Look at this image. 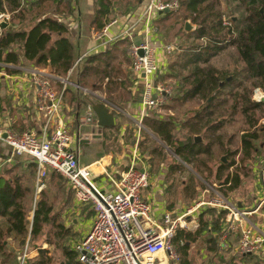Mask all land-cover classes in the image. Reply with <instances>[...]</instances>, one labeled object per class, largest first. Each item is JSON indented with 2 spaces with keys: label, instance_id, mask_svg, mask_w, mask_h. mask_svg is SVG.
Instances as JSON below:
<instances>
[{
  "label": "trees",
  "instance_id": "1",
  "mask_svg": "<svg viewBox=\"0 0 264 264\" xmlns=\"http://www.w3.org/2000/svg\"><path fill=\"white\" fill-rule=\"evenodd\" d=\"M47 1L49 0H40L34 13L44 16L48 5L41 6L40 3ZM73 1L61 0L64 2V9L68 14L71 13ZM175 1L179 5L178 10L176 12L167 11L160 15V20L155 24L157 32H159L158 27H164L166 31L171 30L172 32L175 27L179 26V23L185 25L187 21L195 26V30L185 33L178 45V61L167 65L162 79L175 78L177 80L171 104L183 106L186 103L198 101L204 105L190 110L189 116L179 129L173 119L163 120L154 114L144 118L143 124L179 159L180 162L175 161L169 165L170 174L183 175V164L191 165L194 172L199 174L205 182L212 184L209 180L213 177L212 180L221 186L220 192L228 197L230 193L238 189L241 178L237 172L226 173L235 164L232 157L236 152L229 149L232 136H229L226 143L223 144L222 132L233 122L234 116L237 114L241 115L246 120V124L252 128L258 121L256 113L264 110V101L252 99L254 90L264 93V0ZM119 2L99 0L92 22L95 32H101L115 21L114 13L117 5L120 6ZM128 3L124 6L125 11L133 10L135 5L131 4V1ZM223 3L229 9V6H233L240 12L238 20L228 16L227 21L223 20L226 17L225 11H221ZM120 8L121 14V11L124 10L121 6ZM19 9V0H0V12L4 14L7 11L11 14V19L15 16L14 12ZM19 14L22 12L19 11ZM179 16L181 18H178ZM173 19L176 22L170 23ZM226 22L228 25L225 24ZM66 34V26L49 16L40 18L39 22L28 32H8L6 30L0 34V66L18 63L19 55L12 51L11 46L20 44L19 48L23 52V59L42 68H45L49 61L60 77H66L68 72L72 68L74 69L78 58L75 48L66 38ZM53 36H56V39L52 43ZM129 46L130 43H126L120 53L125 60V50ZM114 47L109 46L107 52L90 54L82 59L83 68L78 80L76 79L78 86L101 90L102 81L107 80L108 84L112 86L120 84L122 88L124 87V83L119 77L123 74L114 63L115 53H118ZM230 50L234 52L231 53L234 54L233 59H235L233 69L219 70L215 68L212 60ZM239 63L241 67L238 66ZM55 83L57 90L54 91L59 93L63 84L57 81ZM92 84L95 89L92 88ZM78 93L80 92L77 91ZM75 95L76 90L67 85L64 97L69 101L78 102ZM81 102L80 104H82ZM168 108H173V106L170 105ZM183 130L182 135H176V132ZM263 130L246 131L242 135V164L246 160L252 159L253 153L257 149L254 142L259 139V133H264ZM196 136L202 137L205 143H195L194 137ZM147 143L148 141L142 142L144 147L142 153L148 154L150 158L162 155L161 151L164 149L158 150V146ZM217 149L221 151L220 154L224 155L227 163L219 159L216 170L213 172L211 162ZM32 166L35 172L36 167ZM48 176L51 179H63L54 172H49ZM187 178L189 185L185 187L186 191L190 195L192 192L193 195L197 187L194 185L195 175H189ZM21 191L22 187L18 180L12 183L0 179V218L4 221L0 225V238L3 235L13 236L22 248L28 234H30V242L42 239L45 226L51 225L53 230L46 234L45 240L60 252V260L56 262L54 255L51 256L47 250L37 248V256L30 264H80L77 260V253L68 244L72 234L62 226L61 222L58 223L45 195H42L35 205L31 230L28 231L29 225ZM207 213L214 216L211 210H208ZM214 217L212 233L221 234L219 227L221 214L217 212ZM208 226V221H204L203 215H201L198 219V228L195 231L180 230L176 233L173 244L181 258L185 259L191 245L196 244L206 234L209 236L206 241L208 252L218 262L221 264H242L243 257L232 258L228 262L224 261V255L222 252L221 254L218 252V245L213 235L210 234L211 232H208ZM9 258L11 259V255H5L4 248L0 244V264H15V261L12 259L10 261Z\"/></svg>",
  "mask_w": 264,
  "mask_h": 264
},
{
  "label": "crops",
  "instance_id": "2",
  "mask_svg": "<svg viewBox=\"0 0 264 264\" xmlns=\"http://www.w3.org/2000/svg\"><path fill=\"white\" fill-rule=\"evenodd\" d=\"M39 1L40 0H19L21 10L19 9L14 12L15 16L12 19L10 18L11 14L7 11L2 14V22L5 23V27L0 29V34L6 30L8 32H28L39 22L40 18L49 16L66 26V38L74 46L78 58L86 53L98 54L107 52L109 46H115L114 48L118 53H115L116 60L114 63L117 64L123 74L119 77L124 83V87L122 88L120 84L112 86L108 84L107 80L102 81L101 90H92L90 87H80L76 82L83 68V61L76 65L77 58L74 69L72 68L66 77H60L52 66L51 72L48 71L50 65L49 61L45 68L36 67L33 63L23 59V52L19 48L20 44H13L11 49L13 52L18 53V63L0 66L1 129L16 134L32 132L39 135L42 128V118L40 113L36 110L37 87L35 85L34 76L41 74L46 75L50 80L53 90H57L56 81L63 84L62 80L67 79L68 87H73L76 90L75 98L78 99V102L69 101L68 98L64 97L63 106L58 115L62 124L70 131L72 136V148L77 153L80 166L89 168L95 184L100 189L114 191V183L106 177V174L113 177L114 181H117L120 174L126 171L131 164L133 150L137 148L138 155L141 159L139 165L149 176L148 187L143 191L142 197L151 207L152 219L159 221L166 212L173 215L185 212L189 209L187 206L192 204L198 197L199 189L196 187L193 195L192 192L191 195L188 194L189 192L186 191L185 188L189 185L187 180H180V185L174 188L171 186L173 185L171 183L177 181L180 175L177 173L170 174L169 169L166 170V174L163 176L150 174L152 170L149 161L152 158H150L148 154L141 152L143 148V146L141 147L139 144L141 131L139 128H135V125H137L139 121L143 123L144 118L150 117L151 115L149 113L150 111L145 115L142 114L141 94L143 85L142 81L131 72L128 48L125 50L126 60L123 59L120 54L121 50L125 48L124 46L126 43L132 45L148 41L158 53L159 66L162 68L165 67L164 70L157 74L156 81L159 82V80H161L160 75L162 76V74L166 72V60L168 55L165 54L164 48L168 46L169 43L163 39L165 37L164 33H162V35L153 33L147 36L144 23L141 19L143 10L151 0H139V2H136V0H113L114 2L120 1L118 4H120L124 11H121L120 14L121 8L117 5L114 13L115 23L107 29L105 40L104 42L101 41L100 45H97L99 40L96 39V34L98 32H95L92 27L99 0H74L70 14L64 9V2H61V0L58 2L56 0H49L45 3H40L41 6L48 5V10L44 16L34 13L37 9L36 7L39 5ZM129 1H131V4L135 5V8L130 11H125L126 9L124 6L125 4H129ZM19 11H21L22 14H19ZM159 17L160 15L153 19L152 25L156 26V22L160 20ZM132 26L130 37L122 38V32ZM175 32H180L179 26L175 27L171 33L175 34ZM113 38L117 39L112 40ZM55 39L56 36H53L52 43ZM92 88L95 89L93 84ZM109 88H111V90H109ZM77 91L80 93L77 94ZM169 100L170 97L167 96L165 101L168 103ZM89 101L103 103L110 109L114 115V126L112 128H99L98 126L95 127L93 124L86 122ZM80 102L82 104H80ZM196 137L202 138L200 136ZM199 143H202V140ZM221 159L222 157L220 160ZM32 165L35 164L26 156H12L7 145L0 141V179L12 183L18 180L20 183L29 232L31 230V223L36 205L35 201L38 199L34 190L35 172ZM183 165L185 166L186 164ZM207 184L208 189H204L205 191L202 192L201 196H203V194H209V192L211 193V187L214 185L221 189L219 185ZM57 194L58 200H54V203L59 205V207L58 210L56 209L57 211H55V206L51 205L52 212L58 223L61 222L62 226L72 234L68 242L72 249L75 243L80 241L89 231L94 219V212L90 206L77 203L69 188L66 191H58ZM192 196L193 198H191ZM225 199L228 201L230 200L229 196L225 197ZM259 199V184L256 182L255 190L253 192L251 191L248 197L238 200L236 207L242 211L254 210L257 207ZM251 203L253 206L248 208ZM208 210L213 211L214 216H216L217 212L221 214V219L219 220L221 234L212 233V223L215 217L207 213ZM263 212L264 209H260L259 212L250 216L248 219L249 225L257 230H262L264 226V219L262 218ZM201 215H203L204 221H208V232H211L209 233L213 235L216 244L219 245V237L224 233L226 227L223 221L225 212L223 213V211H219L210 206L200 207L198 213L193 215L192 221L194 222L190 223V229L188 231H195L198 228V219ZM3 223V219L0 218V225ZM45 228L48 232H52L53 230L51 225H47ZM45 236L44 234L42 239L40 238L30 242V234H28L26 243L21 248L18 241L13 236L3 235L0 238V244L4 248V254H10L15 264L19 263V256L26 245H28L29 248L33 247L29 250L30 253L32 252L31 256H33L34 259L38 252V249L35 248L47 250L49 255H52L49 249L54 248L53 253L55 255L56 253L60 254V252L55 249L54 245L48 244L45 240ZM226 243L229 248L223 251L226 252L225 254L223 253L225 262L230 261L232 258L243 257L244 261L242 264H264V245L255 254L240 255L237 253V233H228L226 236ZM203 244L204 248L200 249L201 254H193V248L191 247L185 259L180 256L179 264H221L208 252L206 241H203ZM11 259L9 258L10 261ZM152 264L171 263L166 255L160 254L152 260Z\"/></svg>",
  "mask_w": 264,
  "mask_h": 264
},
{
  "label": "built area",
  "instance_id": "3",
  "mask_svg": "<svg viewBox=\"0 0 264 264\" xmlns=\"http://www.w3.org/2000/svg\"><path fill=\"white\" fill-rule=\"evenodd\" d=\"M178 8L175 0H151L143 10L141 18L146 35L157 34L156 27L152 25L153 19L167 11L176 12ZM1 23L2 18L0 25ZM114 23L115 21L98 32L96 39L104 42L107 29ZM132 28L133 26L125 29L122 38L130 37ZM171 50L170 46L164 48L166 55ZM87 55L90 53L79 57L76 65ZM128 57L132 74L142 81L141 107L142 114L145 115L148 111L163 106L169 94L168 90L156 81L157 74L165 67L159 66L158 53L148 41L130 45ZM142 74L144 78H141ZM34 81L37 87L36 110L42 118L41 133L16 134L3 131L0 127V141L7 145L12 156H26L35 164L36 194L44 188L48 173L54 172L65 180L77 203L92 208L94 219L91 227L73 246L80 264H152V260L160 254L166 255L171 264H179L180 255L173 240L178 231L190 229V223L194 222L193 215L203 206L220 208L219 211L225 212L223 221L226 227L219 237L218 245L220 253L229 248L226 243L228 233L238 234L237 253L240 255L255 254L264 245V226L262 230H257L250 226L248 221L250 216L264 209V165L258 168L260 199L256 209L239 210L225 199L219 187L212 186L211 192L215 199L211 202H198L196 207L177 215L166 212L159 221H155L151 216L150 205L142 197L143 191L148 187L149 176L139 165L141 159L137 148L133 150L131 164L120 174L117 181L106 174L114 183L115 190L100 189L95 184L89 168L80 166L77 153L72 148L70 131L62 124L58 115L63 106L67 79L62 80L63 88L59 93L52 89L46 75H35ZM259 92L261 93L254 90V101H264L258 97ZM86 122L97 126L90 107L87 109ZM137 125L142 128L141 121L137 122ZM3 134L6 135L5 138L2 137ZM262 218L264 219V212ZM29 252L26 245L19 256L18 264H27Z\"/></svg>",
  "mask_w": 264,
  "mask_h": 264
},
{
  "label": "rangeland",
  "instance_id": "4",
  "mask_svg": "<svg viewBox=\"0 0 264 264\" xmlns=\"http://www.w3.org/2000/svg\"><path fill=\"white\" fill-rule=\"evenodd\" d=\"M229 7H230V9L228 7H226V5L224 3L221 6V11H223V12L225 11L224 13L226 16L223 18V20L227 21L226 20L227 16L229 18H233V19L235 18L238 20L239 16H240V12L235 10L233 6H229ZM178 18H181V17L179 16ZM174 22H176L175 19H173L172 22H170V23H174ZM187 22H189V21H187ZM193 27H195V26H193ZM179 28H180V32H178V33L175 32V34H172L171 30L166 31L164 27H158L159 32H157V34L162 35V33L164 32L165 37L163 39L168 41V43H169L168 46L172 47L171 52L167 56L168 57L166 60L167 65L168 64L172 65L178 61L177 60L179 57L178 45L181 43V41L184 38V35L186 33L184 31V25L182 23H179ZM231 53H234V52L232 50H230V51L223 53L222 55L214 58L212 60L213 66L219 70H227V69L231 70V69H233V67H234L233 63L235 64V59H233L234 54H231ZM238 66L241 67V64L239 63ZM163 75H165V74H162V76ZM162 76L160 75L161 80H159L158 83H160L163 87H165L166 90H168V92H169L168 97H170V100L168 101V103L165 101L163 106L159 107L158 109L151 110L149 113L151 116L154 114L155 116H158L159 118H162L163 120L173 119V121H175V124L177 125V128H180V126L182 125L184 120L189 116V113H190L189 111L199 108L203 103L198 102V101H193L190 103H186V105H183V106L177 105V104H171L170 101L172 99V96L174 95V90L176 87L177 80H175V78L162 79ZM258 97L264 99V93L259 92ZM252 99H254V93H253ZM256 100H258V99L256 98ZM170 105H172L173 108H168V107H170ZM256 116H257L258 121L251 128L246 124V120L241 115L237 114L234 116L233 122H231L227 126V129L222 132L223 137H224L223 144L226 143V140L229 136H232L231 146L229 147V149L232 152H236L234 157H232L235 164L231 168H229L226 173L237 172L241 178V184L238 187V189L229 194V198L231 200V201L229 200V202L235 207L237 206L238 200H240L241 198L248 197L250 192L251 191L253 192L255 190L256 182L259 184L258 168L261 165H264V133H259V139L256 142H254V145L257 149L253 153L252 159L246 160L243 164L241 163V151H242L241 137H242V135L245 134L246 131H250V132L254 131L255 132L257 129H264V110L257 112ZM128 125L131 126L130 124H128ZM135 128H139V127H137V125H135ZM139 130L141 131L140 141H139V144L141 145V147H142L141 142L148 141V143H147L148 145L158 146V150L164 149L163 151H161L162 155L160 154V156L152 157V159L149 161V164H151V170H152V173L150 172V174H156V175L163 176L166 174V170L168 169L169 165H171V163H174L175 161L180 162L176 158V156L168 148L165 147V145L162 142H160L157 138H155V136H153V134L148 129H146V127L144 126L143 123H142V128L141 129L139 128ZM183 132H184V130L180 131V132L178 131V132H176V135L180 136L183 134ZM263 132H264V130H263ZM201 140H202V143H205V140H203L202 138H201ZM215 152H216V155L215 154L213 155L214 159L211 162V167H212L213 172L216 170V166H217V163L219 162V159L221 157H224V155H222V153L220 154L221 151H219L218 149L215 150ZM184 167H185L184 168V174L178 176L179 179H177V181H173L171 183L173 185H171V184L170 185L173 186L174 188H177L180 185V182H179L180 180H187L189 182L187 177L189 175H195L196 179L194 180V183H195L194 185H196L197 188L199 189L198 197L195 199V201L192 204H189L187 206V208L190 209L192 207H196V204H198V201L208 203V202H211L213 199H215V195L212 192L211 193L209 192V194H203V196H201L202 192L205 191L204 189H208L207 188L208 184L202 180V178L200 177L199 174H196L194 172V169L191 165H185ZM212 179H213V177L210 178L209 181H211L212 184H216L218 186V184L215 181H213ZM45 182H47V183H45ZM44 184H45L44 188L39 193L36 194L38 196V199L35 201V204L41 198V195H45V198L48 200V203L52 206L54 205L55 211H57L59 205L55 204L54 200H58V194H57L58 191H66L68 189L67 184H66V182H64L63 179L62 180L58 179V178L57 179H51L50 176H48L46 178V180L44 181ZM259 191H260V187H259ZM257 200H258V198H257ZM252 206L253 205L251 203L248 208H251ZM203 207H209V206H203ZM215 209L218 210L220 208H215ZM198 211L199 210L197 209L196 214L198 213ZM47 233H48V230L46 228H44V234L46 235ZM208 239H209V236L205 234L199 239V241L196 244L191 245V247L193 248L192 253L193 254H197V253L201 254L200 249L204 248L203 241H207ZM31 246H33V245H31ZM31 248H33V247H30L29 249H31ZM35 249H37V248H35ZM53 250H54V248L49 249V251L52 253V255L54 254ZM31 253L29 252V259L27 261V264H29V262H33L34 257L31 256ZM222 253H224V252H222ZM54 256H53L54 259L56 260V262H58L60 260L61 255L56 253V255L54 254Z\"/></svg>",
  "mask_w": 264,
  "mask_h": 264
},
{
  "label": "water",
  "instance_id": "5",
  "mask_svg": "<svg viewBox=\"0 0 264 264\" xmlns=\"http://www.w3.org/2000/svg\"><path fill=\"white\" fill-rule=\"evenodd\" d=\"M2 18V13L0 12V19ZM235 20V18H234ZM1 27H5V23L2 22ZM195 30V27H193L189 22H186L184 25V31L186 33L192 32ZM101 44V40L97 42V45ZM142 55V51L140 52ZM48 71L51 72V65L48 67ZM141 78H144V75H141ZM89 107L91 108L95 118H96V123L99 128H112L114 126V115L110 111V109L103 103L99 102H92L89 101ZM5 134H3V138H5ZM195 143H199L201 139L199 137L194 138ZM224 163H227L225 158L222 157L221 159Z\"/></svg>",
  "mask_w": 264,
  "mask_h": 264
}]
</instances>
